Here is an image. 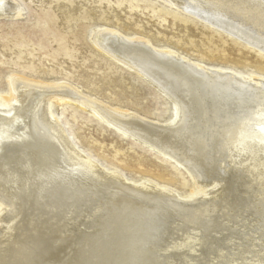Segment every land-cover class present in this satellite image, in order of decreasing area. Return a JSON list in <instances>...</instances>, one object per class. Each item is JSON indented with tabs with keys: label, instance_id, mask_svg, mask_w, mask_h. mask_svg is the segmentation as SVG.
Segmentation results:
<instances>
[{
	"label": "bare ground",
	"instance_id": "6f19581e",
	"mask_svg": "<svg viewBox=\"0 0 264 264\" xmlns=\"http://www.w3.org/2000/svg\"><path fill=\"white\" fill-rule=\"evenodd\" d=\"M161 1L264 54V0ZM23 13L17 0H0V18ZM99 27L93 47L129 70L135 88L146 84L171 116L159 119L155 107L148 120L118 97L106 104L76 85L8 72L0 88V264H187L182 245L201 246L193 264H264V73L208 66ZM55 104L88 112L130 149L151 150L187 195L86 154ZM131 104L143 109L136 96ZM180 167L188 176L179 179ZM18 222L19 232L10 230ZM26 230L42 236L27 239Z\"/></svg>",
	"mask_w": 264,
	"mask_h": 264
},
{
	"label": "rangeland",
	"instance_id": "374dc122",
	"mask_svg": "<svg viewBox=\"0 0 264 264\" xmlns=\"http://www.w3.org/2000/svg\"><path fill=\"white\" fill-rule=\"evenodd\" d=\"M17 1L24 8L23 15L0 18V88L5 84L7 73L15 71L53 83L63 81L76 85L87 97H98L106 104H115L118 97L119 105L136 109L142 117L143 112L146 113L143 118L148 117V120L154 117L149 115V110L155 107L160 108L159 119L171 116L164 106L154 103L146 84L135 88L136 78L129 70L113 64V59L93 47L90 32L97 26L144 37L155 46L177 49L191 61L200 59L208 66L222 65L245 74L264 73V54L161 0ZM134 96L143 109L131 104ZM53 109L56 113L63 112L73 139L79 141L86 154L106 167L117 168L136 180H154L177 188L181 196L188 193V186H182L180 180L173 177V168L160 162L151 150L138 145L130 149L128 138L118 137L110 128H100L84 110L58 104ZM118 148L120 151H115ZM183 169H179V179L188 176ZM19 225L20 222L11 225L10 230L19 232ZM36 233L26 230V238L42 236ZM20 235L14 236V240ZM263 246L259 241L258 248L263 251ZM189 247L182 245L180 251L187 257V264H193L201 254V246ZM204 255L202 253L201 258ZM211 261L207 257L205 263ZM215 261L221 263L216 257Z\"/></svg>",
	"mask_w": 264,
	"mask_h": 264
}]
</instances>
